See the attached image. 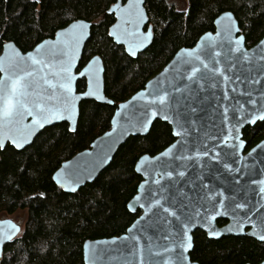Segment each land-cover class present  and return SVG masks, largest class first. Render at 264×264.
Returning a JSON list of instances; mask_svg holds the SVG:
<instances>
[{"label": "snow or ice", "instance_id": "6c2138e0", "mask_svg": "<svg viewBox=\"0 0 264 264\" xmlns=\"http://www.w3.org/2000/svg\"><path fill=\"white\" fill-rule=\"evenodd\" d=\"M142 4L143 0H129L124 6L117 4L113 11L119 13V22L108 33L122 46H127L125 51L131 57L137 56L138 51L145 46L144 42L152 35L150 29L147 32L141 31V25L147 21ZM226 15L231 17V14ZM65 23L69 24L68 28L57 32L54 41L44 40L38 43L34 48L35 54L28 52L24 55L13 51L0 57V72L5 73L0 78V97L3 99L0 120L6 125H17L14 135L5 137L0 134V148H4L5 141L10 139L15 148L22 149L29 142L28 136L34 135V129H43L53 121L72 119L75 112L72 99L73 81L76 79L74 69L79 71L76 67V62L80 59L77 53L82 42L87 39L86 30L89 25L82 22ZM233 28L229 24L218 33H227L225 40L219 45L213 41L198 46L195 50H183V56L170 69L173 73L170 81L167 78L165 81H158L152 90L138 92L131 101L119 105L121 111L116 116L122 117L123 110L128 109L133 101H140L136 106L139 115L134 120L125 117L137 132H148L153 121L159 118L172 125V135L178 137L159 156L141 157V162L136 167V171L144 176L143 182L138 186L142 194L137 195L134 203L128 207L132 212L137 208L143 209L144 215L128 228V233L132 235L124 236L122 240L132 241L131 254L135 256L137 252L140 253V264H145L143 249L138 247L142 239L148 241L149 255L160 258L151 260L149 264H190L186 253L193 247L190 236L192 228L198 224H207L208 235L218 237L221 233L210 223L218 216H230L233 226L241 234H248L244 230L251 227V235L264 243V179L251 180V184L256 186L251 191L259 196L258 200L252 202L248 197L249 186L241 185L238 180L228 190L243 192L244 198L241 200H237L235 195L225 196L224 192L203 183L205 177L202 171L195 175H189L188 171L189 168L195 170L197 166L201 170L208 167L202 162L204 158L219 161L235 157L245 143L240 138V126L243 123L264 121V50L258 55L250 56L242 48L244 38L240 36L233 39ZM235 31L238 32L239 29L236 28ZM206 35L211 41V33ZM261 43L264 44V41ZM85 63L84 71L79 72L81 77L88 78L89 91L85 96L103 101L104 98L97 95L99 69L95 65L99 64V60L93 58ZM21 64L31 70L20 68L22 75L10 71ZM221 78L226 85L246 86L238 93L246 97L244 103L237 101L236 106L220 103L221 99H234L229 96L228 90H223L222 97L215 95L216 90L221 87ZM210 90L211 97L217 100L219 124L212 122L206 127L201 123L199 113L204 111L203 105L209 100ZM231 92L237 93V88L232 87ZM254 93H258L255 98ZM106 102L114 103L112 100ZM245 104L251 105V108L245 109ZM237 113L240 114V119H236ZM28 118H31V123H24ZM233 120L235 123H232ZM112 124L118 126L119 121L113 118ZM68 130L76 131L75 125ZM115 131L116 127L113 128V133ZM127 131V128H123L121 135ZM113 133L105 135L112 136ZM257 147L264 148V145ZM105 159L106 155L100 156L99 163L94 164L87 175L74 172L77 187L65 190L77 192L79 184L90 179L92 172ZM145 163H151V167L145 168ZM223 168L229 173L241 171L240 168H232L227 162L223 163ZM55 179L64 188L60 173H57ZM149 228L154 229L159 234L157 239L165 243L155 247L153 237L148 235ZM228 230L231 231L232 228ZM17 231L18 229L13 228L8 233L0 234V246L13 241ZM173 255L175 260L172 259Z\"/></svg>", "mask_w": 264, "mask_h": 264}, {"label": "trees", "instance_id": "16d2710c", "mask_svg": "<svg viewBox=\"0 0 264 264\" xmlns=\"http://www.w3.org/2000/svg\"><path fill=\"white\" fill-rule=\"evenodd\" d=\"M116 1L0 0V52L7 42L29 51L52 38L68 25L65 22H90V38L79 68L90 57L99 56L104 66V94L114 101V106L81 102L74 133L61 123L44 129L22 151L10 146L0 151V219L26 213L22 233L4 245L0 264H84L86 240L125 233L139 215L126 208L141 181L135 163L140 156H153L174 141L166 123L156 121L145 137L128 139L108 167L75 193H64L54 184L55 170L109 130L115 105L142 89L177 50L190 48L202 34L213 32L219 14H233L247 48L264 36V0H186L185 10L177 9L171 0H144L153 40L131 59L108 36L114 18L107 12ZM84 88V80H78L77 91ZM243 132L248 143L260 140L264 121ZM193 238L190 257L199 264H256L264 256V244L246 237L211 241L195 234Z\"/></svg>", "mask_w": 264, "mask_h": 264}, {"label": "water", "instance_id": "95a60500", "mask_svg": "<svg viewBox=\"0 0 264 264\" xmlns=\"http://www.w3.org/2000/svg\"><path fill=\"white\" fill-rule=\"evenodd\" d=\"M128 3H129V0H117L109 8L107 13L113 15L114 22L108 28V33L111 32L113 30V26L119 22L117 19L119 16V13L114 12L113 9H115L117 4L124 6V5H127ZM144 5L145 4H144V0H143V4L141 5V7H142L143 11L145 12V15L147 16V12H146ZM226 14H231V17H229ZM72 22H82V23H86L89 25V28L86 30L87 39L84 42H82L81 48L79 49V51L77 53V55L80 57V59L76 62V67L79 69V71H76L74 69V72L76 74V79L73 81L72 99H73V105L75 108V112L72 115V119L68 120V121H63V120L53 121L52 123L46 124L43 129H34V135L28 136L29 142L25 143V146L22 149L15 148L14 145L12 144L11 140L7 139L5 141V145L10 146L11 148H13L16 151H22L25 148L32 145L33 142L39 136V134L46 128H49V127H52V126H55V125H58L61 123L66 124L68 126V128L73 126V125H75V127H76L77 122H78V117H79V106H80L81 102H83V101H93V102L98 103V104L114 106V103L109 104L106 102L109 99L104 94V66H103L101 58L97 55L90 57L87 61H90L93 58H97L99 60V64L95 65V67L97 69H99V71L97 72V84H98L97 95L102 96L104 99L102 101V100L97 99L95 97H86L85 96V93H87L89 91L88 78L87 77H81L79 75V72L84 71V67L86 66V63L81 68H79V63H80L85 45L90 38V31H91V25L92 24L90 22L85 21V20H75ZM145 24H146V26H145ZM145 24L141 25V31L147 32L150 29L152 32V35L148 41L144 42L145 46L138 51V54L136 57H131L128 55V53L125 51V49L127 47L126 45L122 46L120 43H118L116 41V39L114 37L109 36V35L108 36L115 45L121 46L123 48L126 56H128L131 59H136L140 54H142L150 46V44L153 40V30H152V26L149 24L148 16H147V21L145 22ZM229 24H232L234 26L233 33H232L233 39L238 38L240 36H242L244 38V36L242 34H240V30L238 32L235 31L236 28L239 29V26H238V23H237L235 17L233 16V14L231 12H223V13L219 14L215 18V20L213 21L214 31L213 32H207V33H211V41L207 37L206 33H204L198 38V40L195 42V44L192 47L181 48V49L177 50L175 52V54L172 56V58L167 62V64L156 75H154L152 78H150L145 83V85L142 89L135 92L127 100L116 104L114 111H113V114H112V117L110 119L109 130H107L103 134L96 137L90 143V145L87 149L76 153L70 159L62 162L60 164V166L55 170V172L52 175V181L54 182V184L58 188H60L64 193H73L70 190H65V189H71L72 187H77V182L75 181V176L73 175V173L74 172H80L83 175H87V171L89 169H91V167L94 164L99 163V157L106 155L107 159H105L103 164H99V166L96 167V170L92 172V177L90 179L84 181L83 183L79 184V186H78V190H79L80 188L84 187L86 184L92 183L108 167V165L111 163V161H112L114 155L116 154V152L118 151V149L128 139L137 138V137H145L149 133L151 127H150L148 132H144V131L137 132L136 128L131 127V125L128 123V119L125 118V117H127L129 119L134 120L135 117L137 115H139V113L137 112L136 106L140 103V101H133L128 109L123 110L124 116H122V117L116 116V113L118 111H121L119 109V105L122 103H126L128 101H131L132 97L137 95L138 92L145 91V90H152L153 86L156 85V83L158 81H165L166 78L168 81H170L172 79V75H173V73L170 71V69H172L174 63L179 59V57L183 56V54H184L183 50H195V49H197L198 46H204V45H207L213 41L217 45H219L222 41L225 40L227 33L225 32L224 35H218V33H220L223 29H225ZM68 26H69V24L66 25L64 28L57 30L52 38H48V39H44V40L54 41L56 39V33L60 32L64 29H67ZM201 37H203V39H201ZM44 40L40 41L39 43H42ZM262 41H264V36L257 43H255L253 46H251L250 48H247L245 46V40H243L242 48L244 50H246L250 56L258 55L262 50H264V44L261 43ZM4 45H11L12 47L4 48L3 47ZM3 46H2V49L0 52V57L9 55L13 51H19L24 55H26L28 52H33V54H35L34 53L35 46L31 50L26 51V52H22L12 42H7V43L3 44ZM217 50H220V49L217 48ZM30 63L31 62H29V64ZM20 68H25V70H31L27 66L21 64L18 67L11 68L10 71L22 75L23 73L20 71ZM4 76H5V73L0 72V78H2ZM13 78H15V77H13ZM81 79H83L85 82V88L82 92H78L76 89V85H77L78 80H81ZM10 86H11V81H9V87ZM232 87L237 88V93L231 92ZM245 87H246L245 85H239V84H237V85H230V84L226 85L222 82V78H221V87H220V89L216 90L215 95L217 97H222L223 90H228L229 96L234 97V99H230L229 101H224L221 99L220 103L221 104H230L232 106H236L237 101H239L240 103H244L246 100V97H242V96L238 95L239 91L243 90ZM208 95H209V100L203 105L204 111L199 113V115L201 117V123L203 125H205L206 127L208 125H210L212 122L219 124V118H218V114L216 112L217 100L211 97V90L208 93ZM253 95L255 98L256 96H258V93H254ZM2 106H3V99H2V97H0V107H2ZM250 108H251V105L245 104V109H250ZM65 115H68V113H65ZM229 116L230 117L232 116L231 110L229 112ZM113 118H116L119 121L118 126H115L112 124ZM236 119H240L239 113H237ZM156 121L166 123L170 127L171 130L173 128L172 125L168 124L167 122H165L162 119L157 118L153 121V123ZM258 122H261V121L258 120L256 123H258ZM24 123L30 124L31 118L26 119L24 121ZM153 123H152V125H153ZM232 123H235V120H233ZM256 123H254V124L253 123H243L240 126V138L242 139V130L245 127L254 126ZM16 127H17V125L15 123L6 125L3 120H0V134H3L5 137L14 135ZM114 127H116V131L113 133ZM137 127H139V126L137 125ZM123 128H127L128 131L124 135H121V131ZM69 132L74 133L75 131H69ZM106 133H113V135L112 136H106L105 135ZM171 135H172V132H171ZM172 137L174 139V141L172 143H174L178 139V137H175L174 135H172ZM21 142L24 143L23 141H21ZM257 145H264V139L262 141H260ZM257 145L255 147H253L248 153L244 154V148H245V143H244V147L238 151L237 155L235 157L227 159V160L221 159L218 161V160H210L208 158H204L202 160V162L204 164H207L208 167H206L202 170L199 168V166H197V168L195 170L189 168V170H188L189 175H195L196 172L202 171L203 175L205 177L203 180V183L211 185L212 187L216 188L218 191L224 192L225 196L235 195L237 200H241L244 198L243 192L234 193L233 191L228 190L229 188L234 187L236 185V181L238 180L241 185H248L249 186L248 197H249V199L252 200V202H255L256 200L259 199V196L251 191V188L256 187L255 185L251 184V180L256 179L257 181H259L261 179H264V148H258ZM6 146L4 148H0V151H3L6 148ZM253 149H256V151H253ZM164 150H162V151H164ZM217 150H219V149H217ZM161 152H159L153 156H149V155L145 154V155H142L138 158V160L136 161L135 166H134V171H135L136 175L141 178V181L139 182L138 186L144 180V176L141 173H138L136 171V167L141 162L140 158L143 156L157 157L160 155ZM224 162L229 163L232 166V168H240L241 171L238 173L227 172L223 168ZM144 166H145V168H149V167H151V163H145ZM216 169H219V171L217 172ZM57 173L61 174V183L64 184V188H61L60 184H58L56 179H55V177L57 176ZM138 186H137L135 195L128 201L126 208L132 214L139 211V215L129 225L128 228L132 227V225L135 224L140 219V217L144 215L143 209L137 208V210L135 212H132L129 210V207H128L130 204L134 203V198L137 195L142 194ZM218 219H226L229 221V223L227 226H225L221 229H218L216 227V220H218ZM210 223L215 228V230H217L218 232L221 233V235L218 237H211L208 235V225L207 224H205V225H199L198 224L194 228H192V230L190 232L192 245H193L192 234L197 230H200V231H203L204 233H206V236L209 239H219L220 237H226V236H247V237L252 238L255 241L261 243L260 241H258V239H256L255 237H253L251 235V232L253 231V229L251 227L245 228V229H248V231L246 232L248 234H241L239 232V229H237L235 226H233V222H232V219L230 216H218L214 221H211ZM230 227L232 228L231 231L228 230ZM13 228L18 229V231L14 235V238H13V240H14L18 236H20V234L22 233L21 225L16 223L11 218L0 219V234L8 233V232L12 231ZM128 228L126 229L125 233L121 234L118 237H111V238H104V239H97V240H86L82 245L83 263L84 264H140V253L137 252V254L135 256L131 254L132 241L129 240V241L125 242L122 240V238L124 236H131L132 235V234L128 233V231H127ZM134 232H135V230H134ZM148 235L153 237L152 243L157 248L160 244L165 243L164 241L157 239V236L159 234L154 229L149 228L148 229ZM113 241H116V243H112ZM8 243H10V242H5L2 246H0V260H1V256H2L3 247H4V245H6ZM147 246H148V241L146 239H142L140 241V245L138 246V247L143 249V257L145 260V264H149V262L153 259H157V260L160 259L158 257H151L148 253ZM192 249H193V247L189 250L188 253H186V255L189 257L190 264H197L195 262H192L190 259V252L192 251ZM172 259L175 260V255L172 256ZM260 264H264V260Z\"/></svg>", "mask_w": 264, "mask_h": 264}, {"label": "flooded vegetation", "instance_id": "af4514ba", "mask_svg": "<svg viewBox=\"0 0 264 264\" xmlns=\"http://www.w3.org/2000/svg\"><path fill=\"white\" fill-rule=\"evenodd\" d=\"M249 127H254V126H249ZM243 130H244V129H243ZM243 130H242V139H243V141L245 142L244 154H246V153H248L253 147H255L260 141H262V140L264 139V135L262 136V138H261L260 140L254 142V143H248V142L246 141V139H244L245 134H244ZM253 133H254V132H253ZM228 223H229V221L226 220V219H218V220H216V227H217L218 229H221V228L227 226ZM244 231L247 232L248 229H245ZM195 234H199V235H201V236H204L207 240H211V241H219V240H221V239H223V238H228V237H234V238L246 237V238H249V237H247V236H226V237H220L219 239H209V238L206 236V233H204L203 231H200V230L195 231V232L192 234V238H193V236H194ZM249 239H252V238H249ZM252 240H254V239H252ZM254 241H255V240H254ZM193 242H194V238H193ZM255 242H257V241H255ZM257 243H259V242H257ZM260 244H264V243H260ZM190 259H191V257H190ZM263 260H264V256H263V258H262L259 262H257L256 264H260ZM191 261H192V260H191ZM192 262H195V263L199 264V263L196 262V261H192ZM246 264H250V263H246Z\"/></svg>", "mask_w": 264, "mask_h": 264}, {"label": "rangeland", "instance_id": "374dc122", "mask_svg": "<svg viewBox=\"0 0 264 264\" xmlns=\"http://www.w3.org/2000/svg\"><path fill=\"white\" fill-rule=\"evenodd\" d=\"M171 2L175 4V7L177 9L185 10L187 8L186 0H171ZM8 218L13 219L23 228L26 219V213L24 211H20L17 212L15 215L9 216Z\"/></svg>", "mask_w": 264, "mask_h": 264}]
</instances>
